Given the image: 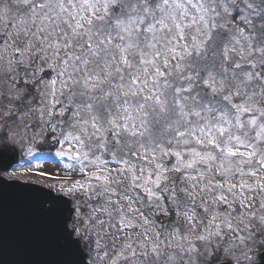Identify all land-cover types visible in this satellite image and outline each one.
<instances>
[{
  "label": "snow or ice",
  "instance_id": "snow-or-ice-1",
  "mask_svg": "<svg viewBox=\"0 0 264 264\" xmlns=\"http://www.w3.org/2000/svg\"><path fill=\"white\" fill-rule=\"evenodd\" d=\"M235 8L227 0L0 6L7 20L0 58L8 64L0 135L49 141L55 157L67 158L59 191L72 205L63 235L78 251L74 232L95 236V264H183V257L199 264L214 241L250 233L254 209L264 212V23L260 35L252 31L264 13L252 18ZM244 8L260 6L248 0ZM209 45L219 75L189 65ZM173 114L180 118L169 127L173 138L151 140L153 121ZM8 153L0 149V157ZM61 204L49 200L45 211ZM74 214L79 231L68 230ZM157 214L174 215L172 226L157 227Z\"/></svg>",
  "mask_w": 264,
  "mask_h": 264
},
{
  "label": "water",
  "instance_id": "water-1",
  "mask_svg": "<svg viewBox=\"0 0 264 264\" xmlns=\"http://www.w3.org/2000/svg\"><path fill=\"white\" fill-rule=\"evenodd\" d=\"M3 148L14 152L0 157V172H8L20 153L14 147ZM49 200L63 201L54 214L45 211ZM70 204L44 188L0 177V264H87L80 241L73 239L79 241L78 251L63 235ZM259 257L264 264V252Z\"/></svg>",
  "mask_w": 264,
  "mask_h": 264
},
{
  "label": "rangeland",
  "instance_id": "rangeland-1",
  "mask_svg": "<svg viewBox=\"0 0 264 264\" xmlns=\"http://www.w3.org/2000/svg\"><path fill=\"white\" fill-rule=\"evenodd\" d=\"M238 21V19H237ZM2 144H8L13 147H16L22 155V163L19 169L23 170L21 172L13 171L12 173L5 175L4 177L9 180H16L24 183H32L37 184L43 187H47L48 189L54 191L55 193H61L59 191V184L60 182L65 180L66 177V170L64 169L63 165L65 163H68L67 158H64L63 161H61L60 158L55 157L54 153L57 150L54 148L49 141L45 142H38L33 143L31 145L28 144L27 140H25L23 143L19 141L18 137H13L11 135L4 136L0 135V145ZM31 146L33 149V152L35 155L29 156L28 155V147ZM243 150V149H241ZM169 166L171 163L174 162V158L168 159ZM30 161L32 164H30ZM30 165H26V164ZM23 164L26 166L23 167ZM39 165V167H37ZM109 167H116V165L111 164L109 162ZM39 172H44L52 177L54 179H47L46 177H41L40 175H37ZM73 179H80V176L78 174H73ZM70 182V181H69ZM51 185H56V187H51ZM62 194V193H61ZM69 198L71 201L72 199ZM164 203H167L166 201ZM169 207H171L169 205ZM75 217V214H74ZM174 215L170 214L169 216H164L162 214H157V227L160 225H167L168 227L172 226V221L174 220ZM76 221V217H75ZM78 231H79V224H75ZM251 232H244V233H237L233 238L232 241L239 242L238 237L242 234L245 236L246 243L243 245H239L238 248L232 249L229 252H225L223 250L224 246H217L215 243L213 244L212 248L210 249V254L207 256H201L200 258H206V260H211L214 256L220 257L222 260H231L237 264H253L256 261V246L261 245L264 243V235H260L257 233V228L250 225ZM164 229L161 228V231ZM259 234V235H257ZM76 236L80 237L82 243L87 247V250L89 251V258L88 261L90 264H95V261L97 259V253L95 250V246L93 241L95 240V236L91 238H84L82 235L77 234ZM109 244H111V240L108 241ZM253 252V253H252ZM200 260V259H199ZM162 262V261H161ZM201 264V263H199Z\"/></svg>",
  "mask_w": 264,
  "mask_h": 264
},
{
  "label": "clouds",
  "instance_id": "clouds-1",
  "mask_svg": "<svg viewBox=\"0 0 264 264\" xmlns=\"http://www.w3.org/2000/svg\"><path fill=\"white\" fill-rule=\"evenodd\" d=\"M7 2L8 0H0V6H3V4ZM218 2H223V0H209V3L211 4H215ZM227 2L229 4L236 6V8L233 9V11H235L236 9H239L244 13V15H248L252 18H255L260 13H264V0H253V3L260 6L259 12L257 13H250L247 9L244 8V5L248 3V0H227ZM11 3L12 4L17 3V0H11ZM12 15H15V9H13V12L10 14V16L7 19H11ZM221 15L223 14L221 13ZM262 23H264V21H261L260 19H256L255 28L252 29L254 36L260 35ZM238 25H239V18H238V21H236L233 24V28L235 29ZM5 27H7V20H0V32H3ZM261 39H264V36H262ZM212 47H213L212 45H209V50L206 53V55L201 56L198 59L193 58V60L189 62V65L191 66L193 64H199L201 71H211L219 75L221 61L219 58V53L212 51ZM2 56L3 54H0V57ZM7 70H8V64H7L6 58H0V92H3L6 87V75L5 74ZM225 79H228V77H226ZM199 94L201 96L204 95L202 90H200ZM208 99L210 100L211 97H209ZM211 102L214 105V107H223L222 103L216 100H212ZM205 103H207V101H205ZM188 104L189 106H191L190 100L188 101ZM178 119L180 118L176 116L175 114H173L171 117L160 118L158 123L153 121V123L151 124V127H152L151 140H157L161 144H166L168 139L173 138L172 131H169V127L172 130H174L176 127V121ZM190 126L191 125H188V127ZM151 140L148 141L149 144L151 143ZM138 142H139L138 140L130 141V143L134 145L137 144ZM254 211L256 213V219L251 222V225L253 227H256L258 231L264 230V212H262L259 207L254 209ZM213 243H216V242L214 241ZM221 245L229 249H236L241 244L239 242L237 243L232 240H224L221 242ZM182 259H183V264H189L187 257H183ZM161 264H163V261L161 262ZM177 264H180L179 260L177 261Z\"/></svg>",
  "mask_w": 264,
  "mask_h": 264
}]
</instances>
